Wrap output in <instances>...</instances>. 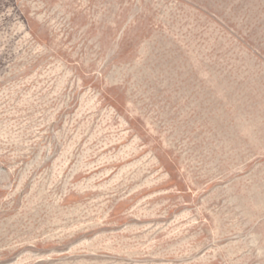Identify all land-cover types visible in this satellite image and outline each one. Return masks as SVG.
<instances>
[{
    "label": "rangeland",
    "instance_id": "rangeland-1",
    "mask_svg": "<svg viewBox=\"0 0 264 264\" xmlns=\"http://www.w3.org/2000/svg\"><path fill=\"white\" fill-rule=\"evenodd\" d=\"M0 264H264V0H0Z\"/></svg>",
    "mask_w": 264,
    "mask_h": 264
}]
</instances>
